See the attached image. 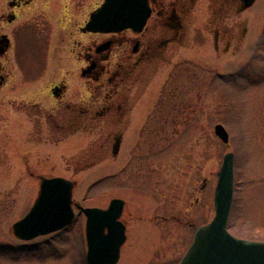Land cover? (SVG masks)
<instances>
[{
	"label": "rangeland",
	"instance_id": "1",
	"mask_svg": "<svg viewBox=\"0 0 264 264\" xmlns=\"http://www.w3.org/2000/svg\"><path fill=\"white\" fill-rule=\"evenodd\" d=\"M102 1L87 0L85 8H79V0H35L26 16L34 14L35 19L31 20L40 27L36 30L29 25L17 35L24 65L27 59L36 57L34 71H40L42 56L48 51L53 55L54 49H58L56 58L68 61L65 68L78 69L80 47L69 40L82 36L73 24L83 23ZM4 2L0 0V6ZM43 6L49 9L51 19L43 14ZM246 17L252 34L245 50L246 71H241L242 59H212L210 41L204 42L202 53L198 54L204 56L203 60L198 58L203 66L199 67L200 79L193 84V92L183 96L190 99L184 100V104L192 102L197 106L183 111L182 123L176 128L168 127L177 129L176 133L168 132L170 139L155 143L151 151H143L144 142L134 140L133 154L119 160L121 168L129 159L126 169L113 175L115 164L108 160L96 168L75 173L67 169L66 163L67 155L77 148L63 143L55 145L54 176L75 183L76 202L100 208L117 197L125 200L123 220L128 225V240L118 264L178 263L194 229L215 215L218 172L228 152L235 155V195L228 229L238 238L264 242V35L261 45L255 46L254 42L256 30L261 29L257 32L264 34V0H256ZM206 21L205 13L199 22ZM61 37L69 39L66 45L57 43ZM56 43L65 47L56 48ZM183 53L194 54L189 49H183ZM50 62L49 71L59 79V72L65 74L61 64L53 59ZM217 124L228 131V144L215 135ZM16 179L17 175L0 170V194L2 186L13 185ZM19 190L16 199L5 201L0 196V264H81L86 249L81 241L83 217H77L61 231L29 242L14 236L12 226L33 205L37 186L26 178Z\"/></svg>",
	"mask_w": 264,
	"mask_h": 264
},
{
	"label": "flooded vegetation",
	"instance_id": "2",
	"mask_svg": "<svg viewBox=\"0 0 264 264\" xmlns=\"http://www.w3.org/2000/svg\"><path fill=\"white\" fill-rule=\"evenodd\" d=\"M81 1L79 8L87 0ZM34 3L6 0L0 6V170L17 175L13 185L1 187L5 201L16 199L26 178L35 182L37 199L42 179L54 177V147L60 143L77 148L66 156L68 170L78 173L111 160L116 168L113 175H117L130 162L126 159L119 168V160L133 154L134 140L144 142L143 151H151L155 143L170 139L167 133L177 129L168 127L176 128L183 121V111L197 106L184 104L188 99L183 96L192 93L193 84L200 79L199 67L203 66L198 58L204 56L198 54L204 42L210 41L212 59H242L241 71H246L245 50L252 34L244 0H148L150 15L140 31H85L103 0L83 23L73 24L82 36L68 39L80 47L78 69L65 68L68 61L56 58L58 49H54L53 55L48 51L42 56L37 72L36 57L24 65L19 54L21 39L17 38L26 28L40 27L31 20L34 14L26 16ZM48 11L43 6V14L51 19ZM205 13L207 21L199 22ZM68 29L72 33V27ZM258 30L254 32L255 46L261 45L264 35ZM68 40L61 37L56 41L66 45ZM62 45L56 48L65 47ZM183 49L194 54L183 53ZM52 59L64 70L59 79L49 71ZM125 210L126 202L120 218L126 227V241L117 264L128 240ZM75 212V219L83 217L86 223V216L77 209ZM81 241L86 248L81 264H88L85 225Z\"/></svg>",
	"mask_w": 264,
	"mask_h": 264
},
{
	"label": "water",
	"instance_id": "3",
	"mask_svg": "<svg viewBox=\"0 0 264 264\" xmlns=\"http://www.w3.org/2000/svg\"><path fill=\"white\" fill-rule=\"evenodd\" d=\"M245 9L256 0H244ZM150 15L148 0H104L91 14L85 31L119 33L128 28L140 31ZM223 143L229 134L222 124L214 128ZM75 183L64 177L44 178L30 212L12 226V233L23 241L60 231L75 218L74 206L86 217L88 264H117L126 241V227L120 221L125 201L113 199L107 209L84 208L73 200ZM235 191V155L228 152L218 172L213 219L195 230L193 242L180 264H264V242L238 238L228 226Z\"/></svg>",
	"mask_w": 264,
	"mask_h": 264
}]
</instances>
